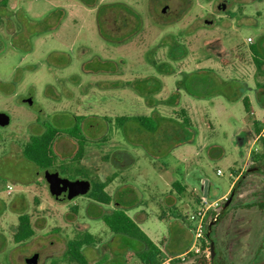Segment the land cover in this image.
Wrapping results in <instances>:
<instances>
[{"label": "rangeland", "instance_id": "1", "mask_svg": "<svg viewBox=\"0 0 264 264\" xmlns=\"http://www.w3.org/2000/svg\"><path fill=\"white\" fill-rule=\"evenodd\" d=\"M228 1L227 11H222L218 7L223 0H97L95 4L9 0L0 25V112L12 118L9 126H0V264H27L25 259L37 253L36 264H77L63 256L68 242L85 233L96 240L95 246L83 248L87 264H142L136 254L144 248L143 243L112 233L101 219L117 207L115 202L102 205L86 196L57 202L50 194L45 171L23 156L30 137L48 127L61 132L55 141L57 166L77 167L103 182L117 176L106 189L133 218L136 212H145L148 219L142 230L162 244L165 264H171L170 258L175 264L195 263L196 256H189L197 255L192 248L184 256L174 255L193 247V215L202 205L197 202L200 195L210 203L218 199L206 218V227L216 220L212 233L217 264L252 262L254 224L256 246L264 239V210L256 206L264 198V137L254 141L261 131L264 133L263 116L261 121L255 120L261 130L256 133L252 126L250 142L239 137L240 148L233 124L216 126L208 122V113L200 114L192 125L178 123L181 133L176 135L156 129L161 120L157 119L161 112L156 102L164 99L187 71L219 64L229 67L232 76L245 67L244 75H255L258 83L263 82L250 46L260 43L258 57L264 59V0ZM119 2L138 15L119 7ZM103 5L105 11L98 14ZM165 5L170 7L168 14L163 13ZM173 45L178 49L171 53ZM175 54L181 58L173 59ZM223 74L228 81L227 73ZM257 90L251 94L255 107L264 103V87ZM30 97L33 105L28 103ZM151 109L156 113L151 114ZM236 112L238 116L247 114L242 101L236 103ZM139 115L146 116V126L132 119L123 128L116 123L117 117ZM167 119L163 118L175 123ZM75 126L86 136L80 161L74 157L77 140L66 134ZM199 128L203 129L201 138ZM136 138L147 139V143L134 151L130 142ZM154 138H164L163 145L153 147ZM121 140L128 141L125 150H130L126 152L130 159L134 160L130 154L138 153V164L124 168L120 163ZM204 142L206 148L202 147ZM217 144L222 155L209 156ZM185 147L193 150L186 182L197 190L184 194V203L179 205L171 186L179 178L174 171L160 168L163 163L173 164V156ZM251 147L246 165L241 154L250 152ZM254 163L262 165V171L253 173L250 168ZM236 166H246L242 175L249 171L237 195L224 208L230 193L219 198L228 191ZM218 169L221 174H217ZM69 173L76 179L73 171ZM202 178L209 186L206 192L204 182L201 188L199 185ZM8 185L13 191L8 192ZM173 201L177 210L170 208ZM20 213L29 215L35 235L16 243ZM162 214L172 216L160 220L157 216Z\"/></svg>", "mask_w": 264, "mask_h": 264}, {"label": "crops", "instance_id": "2", "mask_svg": "<svg viewBox=\"0 0 264 264\" xmlns=\"http://www.w3.org/2000/svg\"><path fill=\"white\" fill-rule=\"evenodd\" d=\"M253 61H254V58H253ZM206 69H210L213 71L211 74H208V75H212L214 77L215 89L210 90V91L208 90V92H206V89H205L202 92H206V93L201 94L200 95L201 98H194L187 91H185L184 89H180L178 87L179 86L178 82L182 78L177 79L175 87L173 88V90L170 91L168 89V94H166V96H164V99H159V101L156 102L157 103L156 109L158 108L162 114V115L160 114V117H158L156 115V118L158 117L157 119H161V120H159V123L157 124L156 129L159 131H162V132H165L167 129V132L170 133V135H176L177 133H181L179 124H181V123L186 124L188 122L189 125H192L195 121L198 120V116L200 114L208 113V115L210 116V119L208 120V122L213 121V123L216 124V126L222 127L223 125L229 124V126H230L233 124V126L231 127L232 130L237 129L236 133L233 134L237 147H239V141H241V140H239L240 136H243V139L246 141V143L250 142L251 136L253 134L252 126L255 124V120L261 121L264 118V103H261L255 107L252 96H251L253 91L257 93V91H258L257 89H259V87H261L258 83V80H256V76L255 75H253V76L244 75V74H246L245 73L246 72L245 67H242L239 70L237 69L238 70L237 73L232 74V76H231V74H229V71H230L229 67H226V66L223 67L222 65H219V64H216V66L214 68H206ZM191 72H193V71H187L186 73H191ZM223 73H227L226 76L228 78L227 79L228 81H226L222 78L221 74H223ZM164 76H166V75H164ZM177 76H178L177 74L174 75V77L178 78ZM183 78H184V80L187 79L189 82L192 79V76L190 75L188 78H185V77H183ZM197 81L200 83L201 79L199 78V80H197ZM164 82H165L164 87L168 88V84L166 83L167 80H164ZM186 85H187L186 82L182 83L183 87ZM216 97H218V98H216ZM246 97L249 99V103L251 105V114L247 113V114H243V115L238 116L237 112H236V103L239 101L243 102V99ZM160 102H161L162 106L158 105V103H160ZM172 102L175 103V106L168 107L167 105L173 104ZM151 106H153V105H151ZM207 106H209L210 109L207 108ZM166 112H168V113L166 114ZM150 113L153 114L154 109H151ZM139 116L146 117L145 115H139ZM180 116L183 118L182 121L180 120ZM261 116H263V118H260ZM163 118H168L169 120L175 121V123H173L171 121L165 122L166 120H163ZM120 128H122V127H120ZM211 128H214V125H211ZM201 130H203V129L199 130L198 138L202 137V135H201L202 131ZM198 138H196V139H198ZM146 140L145 139L141 140V139L136 138V139H132L130 144L134 147V151H136L139 146L145 145L147 143ZM183 140H185V142L189 141L188 137L183 138ZM151 141H152L153 147L154 146L158 147L160 145H163L164 138H154ZM127 143H128L127 140L124 142H123V140H121V144L123 145V147L119 150V161L121 164H123L124 168H127V166H129V165H133V164L135 165L136 163L138 164V159L140 158V156H138L137 152L134 156H133V154H130L134 158V160H132L128 157L126 152H128L130 150H125V149H128ZM205 144L206 143L204 142L202 145L203 148L207 147V146H205ZM160 148L161 147L156 148L155 150H159ZM251 152H252V147L250 148V152L248 149L246 154L244 153V151L241 154L242 160H243V162L246 163V165L249 162ZM192 154H193V150L191 149V147L182 148L179 151L178 155L173 156L174 157L173 164L163 163L162 167L160 168V170L162 169V170H166V171H170V170L174 171L175 177L179 178V179H174V181L171 184L172 188L174 187V184H176V183L180 186L179 190H176V188H173L177 192V195H178L177 199L179 201V205H182V203H184L182 200L184 194H190V195L192 193L195 194L196 190H197V188H196L197 186L190 187L189 184L186 182V178L189 175V171H188L189 160H188V158L190 156H192ZM198 154H199V152H196L195 155H198ZM212 154L214 156L222 155L221 146H219L218 144L215 145L214 148H212L209 151V156H212ZM151 164H152V162H151ZM152 165H154V164H152ZM154 166H155V168L157 167L156 165H154ZM244 167H246V166H244ZM244 167L243 166L242 167H239V166L234 167L233 174H232L234 176V179L232 180L228 191L226 193H224L219 198V200L223 199L224 197H226L231 192V190L233 189V187H234L235 183L237 182V180L239 179V177L246 170ZM218 170H220V169H218ZM218 170H217V174H218ZM221 173H222V171H221ZM204 181L205 180L202 178L200 183H199L200 188H201V185ZM204 184L206 187H209L207 182H204ZM183 189H185V190H183ZM170 194L174 197L176 195L175 192L172 191V189L170 190ZM198 195H200V194L198 193ZM202 200L203 199H202L201 195H200V197L197 196V202L198 203H201ZM212 202H215V201H212ZM170 208H171V210H177V206H176L175 201L172 202ZM127 214L130 216V214L128 212H127ZM192 214H190V216ZM20 215H21V213L19 214V216ZM169 215L172 216V214H167V215L162 214L161 216H157V217L160 220H165V219H169L168 218ZM133 216H134V218L132 216H130V217H132L134 219V221L139 225V227L141 229H143V224H145L146 220L148 219L145 212L142 210L141 212H136L135 215H133ZM164 239H166V238L164 237ZM151 240L154 241L156 244H159L157 240H153V239H151ZM191 248H192V245L190 247H188L187 249H184V251H182V252H180L174 256H176V257L184 256L188 253V251H190ZM25 262H26V259H25ZM165 263L166 262H164V264Z\"/></svg>", "mask_w": 264, "mask_h": 264}, {"label": "trees", "instance_id": "3", "mask_svg": "<svg viewBox=\"0 0 264 264\" xmlns=\"http://www.w3.org/2000/svg\"><path fill=\"white\" fill-rule=\"evenodd\" d=\"M96 2L97 0H92L93 4H95ZM8 3H9V0H0V25L3 21L2 11L8 6ZM259 44H254V45H251L250 47H251L252 52L255 55L254 64L258 71V75L263 77V82L259 83V85L261 87H264V59L258 57V54H259L258 45ZM171 48H172L171 53L174 50L178 49L177 46L174 47V45ZM171 57L177 60L178 58H181V56L178 57L176 56V54L175 56L171 55ZM212 72L213 71L210 69L202 68V69L194 70L191 73H185L183 74L185 75V78H188L191 75L192 79L189 82L187 79H186L187 81L184 79H181L178 82V85H179L178 87L180 89H184L185 91H187L194 98H201L200 96L201 94L208 92V90L210 91V90L215 89L214 77L212 75H208V74H211ZM199 78L201 79L200 83L197 81L199 80ZM184 82H186L187 85L183 87L182 83ZM205 89H206V92H202ZM243 104H244L245 111L248 114H251V105L247 97L243 99ZM131 119L138 121L143 126H146L144 123L147 120V118L142 117V116H134L130 118L128 116L117 117L116 123L118 124L119 127L123 128L125 122ZM254 125H255V132L256 133L260 132L261 130L260 125L257 122H255ZM147 128L149 130H152L151 127H147ZM66 134L70 136L71 138H74L77 140L79 147L74 157L76 161H80L83 157L84 145L86 144V136L83 134L82 129L77 126L71 129H68ZM60 135H61L60 130L55 127L45 128L44 132L40 134L32 135L30 137V140L25 144L23 148V152H22L23 156L29 161L35 163L42 171L57 169L62 175H65L68 177L70 175L69 171H73L76 178H83V179L90 180L92 183V189L86 195V197L102 205H110L112 202H115V204L117 205V207L112 209L109 213L101 216V219L103 223L105 224V226L112 233L129 236L143 243L144 248L136 254L142 264H164L166 259H164L163 257L162 244H156L154 241H152L149 238V236H147V234L144 233V231L134 221V219L126 213L123 204L115 201L114 197L106 190L108 185L111 182H113V180L117 176L110 177L106 181L103 182V181H100V179L91 177L87 172L77 167L72 168L71 166L67 165L66 169H62L60 166H57L58 155L55 152V141L57 137H59ZM262 149H263L262 150L263 152H261V156L263 159L264 158V142L262 145ZM242 176L243 175H241L239 179ZM242 181L240 182V184L242 183ZM179 187L180 186L177 183L174 184V188H176V190H179ZM239 187L240 185L235 190L234 197L237 195ZM230 194H229V197H230ZM259 206L264 208V201L259 203ZM207 233H208V227H206V233H205L206 240L209 241L210 243L211 241L215 242V239L213 238L214 231L213 233L211 232L210 236H207ZM34 235H35V230L31 223L29 215L26 213L21 214L19 216V224L17 227V231L14 235V241L16 243H23L31 239ZM95 243H96V240L91 234L85 233L81 236L79 235L77 238L72 239L68 242L67 250L63 256V259L71 263L87 264L84 253H83V248L86 245L94 246ZM203 243H204L203 244L204 248H210V244L206 242H203ZM189 256H196V260L194 264H217L216 256L213 260L211 256L210 257H206L205 255L197 256V255H192L191 253H189ZM169 260L171 264L176 263V262H173L174 261L173 258H170Z\"/></svg>", "mask_w": 264, "mask_h": 264}, {"label": "water", "instance_id": "4", "mask_svg": "<svg viewBox=\"0 0 264 264\" xmlns=\"http://www.w3.org/2000/svg\"><path fill=\"white\" fill-rule=\"evenodd\" d=\"M165 10H168V8H165ZM33 98H28V103L30 105H33ZM12 118L11 115L7 112H0V126L6 127L11 124ZM249 170H247L243 176L238 180V182L235 184L233 190L231 191L230 197L227 198L226 203L224 205V208H227L235 194V190L240 185V182L244 177L247 175ZM45 179L49 185V191L52 197L56 200H61L60 196L63 193H67L66 199L67 200H73L77 197H83L86 196L92 189V183L88 179L83 178H76V179H70L68 177H64L60 174L59 170L57 169H51L45 171ZM207 187L205 186V192ZM216 221V220H215ZM215 221H212L208 225V233L207 236L211 235L213 225ZM210 251H211V258L212 260L215 258L216 250H215V242L211 241L210 243ZM39 258V254H35L32 257L28 258L26 262L28 264H36ZM257 264H264V260L257 263Z\"/></svg>", "mask_w": 264, "mask_h": 264}, {"label": "built area", "instance_id": "5", "mask_svg": "<svg viewBox=\"0 0 264 264\" xmlns=\"http://www.w3.org/2000/svg\"><path fill=\"white\" fill-rule=\"evenodd\" d=\"M251 41V39H249ZM264 121V120H263ZM261 137H264V133L261 131L260 134L254 140L257 142ZM218 174H221V171L218 170ZM13 191V186L8 185V192ZM201 207L194 213L193 218L196 220L195 228L193 229L194 234V242L192 251L197 255H205L206 257H210L209 248L203 247V242H207L205 233H206V218L209 213L210 208L217 206L218 201L210 203L207 199H203L201 202Z\"/></svg>", "mask_w": 264, "mask_h": 264}, {"label": "flooded vegetation", "instance_id": "6", "mask_svg": "<svg viewBox=\"0 0 264 264\" xmlns=\"http://www.w3.org/2000/svg\"><path fill=\"white\" fill-rule=\"evenodd\" d=\"M79 1H83V2H88V0H79ZM89 2H92V0H90ZM88 2V3H89ZM228 0H223V2H221V5L218 7L219 9H221L222 11H227V5H228ZM118 6L119 7H122L123 9H125L126 11H131V12H134L133 10H131V8L129 7V6H127V5H124V4H122V2L120 3L119 2V4H118ZM165 8H168V10H165ZM105 9H106V6L105 5H103V6H101V7H99L98 9H97V13L99 14V13H103L104 11H105ZM63 11L62 12H64V9H62ZM169 11H170V7L168 6V5H165L164 7H163V13L164 14H168L169 13ZM136 15H138V13L137 12H134ZM137 26V25H136ZM261 164H263V163H261ZM261 166L262 165H259V166H256L255 165V163L251 166V170H252V172L253 173H257V172H259V171H262V169H261ZM61 174V173H60ZM62 175V174H61ZM62 176H64V177H68V176H65V175H62ZM69 178V177H68ZM71 179V178H70ZM47 185H48V183H47ZM49 186V185H48ZM66 195H67V193H63L61 196H60V198H61V200H56L57 202H60V203H63V202H66V201H68L67 199H66ZM264 201V198H263V200L262 201H260L259 203H261V202H263ZM259 203H257L256 204V206H259ZM260 207V206H259ZM261 209H263L264 210V208H262V207H260ZM262 225H263V223H262ZM252 244H253V247H255V254H254V258H253V260H252V262L250 263V264H257V263H259V262H261V261H263L264 260V250L261 248V247H264V239H262L261 238V242H260V245L257 247L256 246V224H254L253 225V227H252ZM32 257V256H31ZM256 257H260L261 258V260L260 261H257L255 258ZM30 258V257H29ZM28 259V258H27ZM26 259V260H27ZM255 261V262H254ZM27 263V262H26ZM28 264V263H27Z\"/></svg>", "mask_w": 264, "mask_h": 264}]
</instances>
